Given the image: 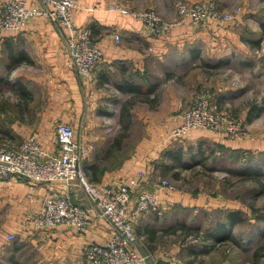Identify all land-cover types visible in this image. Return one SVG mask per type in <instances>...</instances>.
Wrapping results in <instances>:
<instances>
[{
    "label": "crops",
    "instance_id": "1",
    "mask_svg": "<svg viewBox=\"0 0 264 264\" xmlns=\"http://www.w3.org/2000/svg\"><path fill=\"white\" fill-rule=\"evenodd\" d=\"M25 1L36 3L37 0ZM216 1L220 8L228 9L237 0ZM239 2L247 17L238 18L236 25L248 27L253 24L249 13L261 9L262 2ZM110 3L152 8L166 19H177L167 31L154 35L150 27L136 17L109 9ZM72 15L74 24L88 27L102 49L101 61L88 76H77L64 38L47 17L26 19L22 30L0 31V60L8 53L17 59L12 65L3 61L0 74L2 77L5 72L15 74L20 105H24V109L30 105V100L38 96L36 91H41L40 97L45 98V108L30 120L38 122L36 127L16 121L11 125L12 130L22 138L35 135L44 153L50 154L56 146L53 124L71 123L77 140L88 148L81 161L88 181L114 186L126 183L141 171L144 178L138 189L156 192L167 208L176 202L172 201L175 193L160 185L161 176L153 170V161L166 142H170L171 128L181 121L178 112L190 98L187 90L192 83L194 87L195 82L201 85L209 81L213 85L214 103L222 109L229 105L234 98L232 95L238 93L232 90H243V85L235 87L231 83L244 84L253 80L252 75L264 65L250 50L257 46L258 38H240L238 33L234 34V25L225 28L219 36L216 28L222 26V21L200 26L189 19L180 20L169 0H78ZM208 27H211L209 31ZM115 34L119 35V40L114 38ZM212 76H216L215 80ZM178 78L182 80V87L189 84L186 92H175ZM137 101L145 107L144 112L135 113V117L133 108ZM254 114L249 115L247 121L257 113ZM134 117L145 125L140 142L117 164L104 167L106 155L111 151L109 149L106 154L105 148L101 149L109 138L108 129L104 127L112 124L116 125V131L118 127L126 131ZM196 134L190 133L194 137L211 136L207 132ZM102 169L106 172H100L93 181L96 170ZM66 193L72 202L85 207L89 213L90 222L84 231L77 232L66 225L38 228L29 223L27 219L38 211L46 195ZM181 198L185 199V194ZM0 219V264H80L83 246L104 241L112 229L99 216L95 203L77 179L39 182L9 178L0 181ZM10 233L14 237L8 240L6 236Z\"/></svg>",
    "mask_w": 264,
    "mask_h": 264
},
{
    "label": "rangeland",
    "instance_id": "2",
    "mask_svg": "<svg viewBox=\"0 0 264 264\" xmlns=\"http://www.w3.org/2000/svg\"><path fill=\"white\" fill-rule=\"evenodd\" d=\"M5 1L0 0V18L3 17L2 5ZM183 1L187 4H195L199 0ZM214 1L219 11L230 12L232 17L229 20L210 18L199 25L208 26L212 21H222L223 27L216 28L219 36L224 33L225 28L234 25V34L238 33L240 38L257 37V46L250 47V50L258 62H264V0H260L261 9L249 13L253 24L248 27L236 25L238 18L243 20L247 17L241 9L239 0L233 1L231 8L228 9L220 8L217 1ZM169 2L174 4V0ZM129 7L135 10L147 9L131 5ZM178 18L180 19L179 16ZM176 19L166 20L176 21ZM210 28L208 27V31ZM3 30L6 29L0 27V31ZM210 33L213 35V32ZM256 74L252 75L253 80L250 79L244 84H239L238 81L226 82L235 87L243 85V90L229 89L228 91L238 93L232 95L234 97L232 102L223 109L214 103L213 85L209 81L201 85L199 83L196 85L195 82L194 87L192 83L188 89L189 84L182 87L180 84L182 80L176 79L174 87L176 93L186 92V89L190 92L189 100L178 112L179 116L191 107L192 100L197 95L208 93L213 115H219L221 121H224V128L231 126L237 130L235 129L231 134L226 130L198 127L188 130L181 137H168L170 142H166L158 157L154 159L153 170H156L161 179L167 180L173 187L172 193H175L176 198H172V201L176 200V202L160 213L148 212L133 222L135 232L142 237V241L136 247L141 253L148 254V264H264V65ZM14 76V73L5 72V80L0 84V127L4 130L10 129L13 134L10 136V134L6 135V132L0 133V147L20 144L23 138L12 130L11 125L18 121L20 124L34 128L38 122L30 120L34 118L35 113L45 108L43 105L45 98L40 97L41 91H36L38 96L30 100V105H26L24 111L20 110ZM211 78L215 80L216 76ZM144 107L137 101L133 115L144 112ZM252 113L257 114H254L252 120L247 121ZM135 117L126 131H121V127L116 131V125L112 126V124L104 127L108 129L109 138L107 145L101 149L105 148L106 154L111 149L103 162L104 167L117 164L120 158L128 156V152L140 142L145 125ZM198 131L207 132L211 136L190 135L191 132L196 134ZM117 135L120 136L118 146L113 145ZM177 146H182L191 153L201 147L202 154L199 156V153H196L194 157L201 158L199 164L192 162L188 167H173L166 172L161 171L160 164L173 163L162 156L163 152ZM103 169L96 170L93 181L100 172H106ZM152 173L153 171L150 175ZM183 194L185 199L181 198ZM228 211H240L244 217L243 222L229 229L234 241L213 244L203 239L202 235L207 231H213L217 222L221 221ZM239 239L241 242H237Z\"/></svg>",
    "mask_w": 264,
    "mask_h": 264
},
{
    "label": "built area",
    "instance_id": "3",
    "mask_svg": "<svg viewBox=\"0 0 264 264\" xmlns=\"http://www.w3.org/2000/svg\"><path fill=\"white\" fill-rule=\"evenodd\" d=\"M2 6L0 27L7 30H22L26 19L33 16L50 19L66 42L77 76L90 75L94 65L101 61L102 49L93 39L90 29L76 26L73 22L72 14L78 0H37L36 3L6 0ZM108 7L136 17L150 27L154 35L167 31L176 22L162 18L151 8L135 10L118 3H110ZM174 7L180 20L188 18L197 25L210 18L229 20L232 17L230 12L219 11L214 0H199L195 4L174 0ZM114 38L119 40V35L115 34ZM200 95L192 100L191 107L185 113L180 114L181 121L171 128L170 135L181 137L188 130L198 127L226 130L233 134L235 127L224 128V121L219 115H213L208 93ZM81 126L82 122L79 123ZM54 134L56 146L50 154L44 153L33 134L23 138L16 146L0 147V181L9 178L39 182L77 179L95 203L99 216L112 228L104 241L89 242L83 246L80 264H145L148 254H142L136 247L142 237L135 232L133 222L150 211L160 213L164 209L158 194L145 188L138 189L144 178L141 171L126 183L114 186L88 181L81 169V161L88 148L77 140L74 126L57 122ZM160 181L161 186L173 190L167 180ZM27 220L38 228L66 225L81 232L88 226L90 217L87 209L72 202L66 193L46 195L38 211ZM6 237L11 240L14 236L10 233Z\"/></svg>",
    "mask_w": 264,
    "mask_h": 264
},
{
    "label": "trees",
    "instance_id": "4",
    "mask_svg": "<svg viewBox=\"0 0 264 264\" xmlns=\"http://www.w3.org/2000/svg\"><path fill=\"white\" fill-rule=\"evenodd\" d=\"M17 59L14 57H11V55L8 53L6 58H2L0 61V66L1 63L3 61L6 62L8 61L9 65H12ZM4 77H2V75L0 74V84H2V82L4 81ZM19 94V91L17 92ZM21 103H19L18 105L20 106V110L24 109V105H20ZM125 108V106L122 107V113H123V109ZM125 110V109H124ZM126 126V123L125 125ZM3 128L0 127V133H5L6 135L10 136L13 134L11 133L10 129L6 128L5 130H1ZM10 132V133H9ZM119 138L120 136L117 135V137L114 138V144L113 145H117L119 143ZM201 147H198L196 149V151H192V153L190 151H187V149L182 148V146H177L174 149H169L166 150L165 152H163V157L166 158L167 160H170L173 163H162L159 165L161 171L166 172L168 169H172L173 167H179V168H183V167H188L192 165V162H198L201 160L200 159H195V154L199 153V156L202 154V151L200 149ZM187 156V157H185ZM244 217L242 212L240 211H228L227 213H225L223 215V219L219 222H217V226L213 229V231H207L206 233H204L202 235V238L207 240V242L211 241V243L213 244H222L223 242H228V241H234L231 237V231L229 230L230 228H233L234 226H236L238 223L243 222ZM237 242H241V239H239ZM14 264H17L14 262Z\"/></svg>",
    "mask_w": 264,
    "mask_h": 264
}]
</instances>
